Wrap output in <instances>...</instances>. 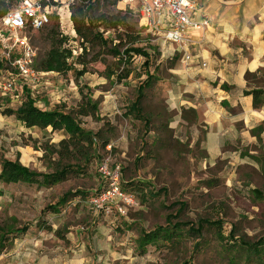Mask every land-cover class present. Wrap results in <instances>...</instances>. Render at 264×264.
I'll return each instance as SVG.
<instances>
[{"label":"rangeland","instance_id":"1","mask_svg":"<svg viewBox=\"0 0 264 264\" xmlns=\"http://www.w3.org/2000/svg\"><path fill=\"white\" fill-rule=\"evenodd\" d=\"M35 1L53 9L48 25L27 34L36 53L34 69L40 75L39 84L34 90L21 85L22 93L15 97L0 95V103L15 110L27 92L40 110L69 112L90 97L98 103L97 118L79 121L85 131L100 134L101 141L89 161L69 163L81 172L67 174L51 188L0 184V226L27 228L4 245L0 264H228L230 260L264 264V212L256 216L251 212L253 204L264 211V173L252 168L247 154L239 159L224 152L209 155L205 151L206 126L199 114L193 108H173L170 95L184 85L179 83L177 71L189 68L180 56H162L161 46L139 29L134 15L140 32L136 45L148 59L133 57L126 80L119 81L118 74L126 68L111 56L88 63L85 74L78 77L82 66L75 59L82 53L81 42L72 33L69 13V5L78 0ZM114 1L95 0L93 15L130 12L122 0L115 5ZM55 26L57 38H67L63 47L72 53L67 73L39 71L52 48L49 31ZM103 37L113 40L115 35L107 31ZM2 50L0 45V53ZM7 68L0 63V70ZM8 72L14 74L12 69ZM146 80L149 83L144 85ZM191 82L189 79L187 85ZM139 93L143 94L141 114L127 116ZM64 138L60 132L26 130L13 117H0V169L5 161H17L32 172L53 173L57 164L50 152ZM104 141L109 148H100ZM107 157L109 165L121 166L123 188L136 198V205L123 216L93 214L88 208V200L102 187L97 164ZM65 196L69 202L52 213L50 207ZM219 222L223 238L234 228V240L228 245L215 233ZM37 225H50L65 240ZM174 225L184 227L171 244L148 246L144 254L139 253L137 242L142 234L157 228L174 229ZM245 246H257L262 254L256 257Z\"/></svg>","mask_w":264,"mask_h":264},{"label":"trees","instance_id":"2","mask_svg":"<svg viewBox=\"0 0 264 264\" xmlns=\"http://www.w3.org/2000/svg\"><path fill=\"white\" fill-rule=\"evenodd\" d=\"M17 1L0 0V18L12 11ZM117 2L118 0H115L113 4L115 5ZM94 3L95 0H78L77 4L69 5L72 30L81 42L80 49L82 53L75 59L77 64L82 66L78 77H82L85 74V68L88 63L98 62L101 56H111L126 68L123 74H118L119 81L126 80L130 74L128 66L133 57L137 56L143 57L145 60L148 59V54L136 45L140 40V32L137 31L136 23L132 19L134 14L128 11H117L112 15L103 13L94 16L92 13ZM42 4L46 5L45 3ZM57 26L49 31L52 48L47 53L45 60L39 68V71L43 73H67L71 70V65L67 61L73 59L72 53L63 47L68 39L63 36L59 39L57 38ZM100 29H102L101 32ZM107 31L114 33L115 37L113 40L103 37V34ZM113 41L117 43L112 45ZM89 54H92V56L89 61H86V57ZM244 79L247 86L244 95L251 96L252 107L254 109L264 107V71H257L254 74L246 73ZM147 80L144 82V85L149 83ZM140 88H143L142 85ZM221 88L223 90L227 89L225 85H222ZM142 100L143 94L139 93L135 102L127 109V116H135L136 118L141 114L140 104ZM97 106L98 103L96 101L87 97L82 100L81 104L74 111L40 110L35 106V102L29 97L27 92H25L24 102L15 110L3 106L0 103V117H13L26 130L37 129L45 131L49 129L52 133L60 132L65 135V138L50 152V155L55 156L56 159L54 162L57 164L53 173L38 174L20 165L17 161H5L0 169V184L36 185L38 188H51L62 182L67 174L77 171L81 172L82 169L80 168H70L69 163L82 162L84 164L89 161L91 151L96 147L97 141H101V139L100 134L85 131L81 127L79 119H96ZM106 147H108V143L104 141L100 148L105 149ZM45 155L46 153H44ZM125 192L127 191L125 190ZM67 202H69V198L65 196L53 207H50L49 210L56 214ZM221 226L222 224L219 222L215 227V233L219 236V240L228 245L229 242L234 240V228L231 229L227 237L223 238ZM37 227L38 229H45L47 232L52 233L61 241L65 240L64 235L60 231L52 229L50 225H37ZM183 227V225H174V229L167 227L157 228L151 232L144 233L138 239L137 250L140 254H144L148 246L155 248L159 247V245L168 246V244H171L179 237L178 232ZM26 230V227L15 230L12 226H0V252L4 250V245L9 243L10 239L14 238L15 233H24ZM191 230L189 229V232ZM258 247L245 246V249L248 250V253L259 257L262 252L259 249L257 250ZM261 258L263 257L261 256ZM228 264H235V262L234 260H230Z\"/></svg>","mask_w":264,"mask_h":264},{"label":"crops","instance_id":"3","mask_svg":"<svg viewBox=\"0 0 264 264\" xmlns=\"http://www.w3.org/2000/svg\"><path fill=\"white\" fill-rule=\"evenodd\" d=\"M194 4L199 12L191 18L207 19L208 25L190 31L192 53L198 58L188 69L177 71L184 85L170 95L173 108H193L199 114L206 126L209 155L224 152L239 159L247 154L252 168L262 175L264 107L254 109L251 96L244 95V76L264 71V0H194ZM157 43L162 56H173L172 46ZM251 209L254 216L264 212L257 204ZM96 230L100 233L101 227Z\"/></svg>","mask_w":264,"mask_h":264},{"label":"built area","instance_id":"4","mask_svg":"<svg viewBox=\"0 0 264 264\" xmlns=\"http://www.w3.org/2000/svg\"><path fill=\"white\" fill-rule=\"evenodd\" d=\"M122 3L138 18L139 29L151 36L154 42L172 46V54H178L186 65L197 60L198 57L192 53L190 31L207 27L208 21L191 18L199 12L194 0H122ZM52 10L40 1L21 0L12 11L0 18V28L6 32L5 36L0 35L3 47L0 63L8 66L0 70V95L15 97L22 93L21 85L34 90L39 84L40 75L34 69L36 53L27 34L48 25ZM10 69L14 74L8 72ZM97 172L103 181L102 187L88 200L89 210L93 214L117 213L123 216L127 209L136 205V198L123 188L121 166L109 165L107 157L99 161Z\"/></svg>","mask_w":264,"mask_h":264},{"label":"bare ground","instance_id":"5","mask_svg":"<svg viewBox=\"0 0 264 264\" xmlns=\"http://www.w3.org/2000/svg\"><path fill=\"white\" fill-rule=\"evenodd\" d=\"M72 33H73V31H72Z\"/></svg>","mask_w":264,"mask_h":264}]
</instances>
